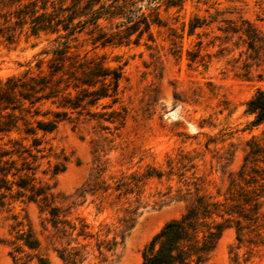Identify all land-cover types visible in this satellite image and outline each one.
<instances>
[{"label":"rangeland","instance_id":"rangeland-1","mask_svg":"<svg viewBox=\"0 0 264 264\" xmlns=\"http://www.w3.org/2000/svg\"><path fill=\"white\" fill-rule=\"evenodd\" d=\"M15 6L0 5V78L13 76L16 84L0 93V164L7 172L0 189V264H15L11 254L27 262L25 246L13 249L29 226L49 264H63L53 249L57 241L45 238L41 225L53 205L93 225L115 223L123 204L113 201L112 194L102 201L89 193L77 196L79 189L95 186V180L112 183L120 174H135L136 179L149 166L162 171L160 178L132 185L140 195L139 214L112 261L140 264L143 245L196 194L221 199L234 190L229 189L231 179L243 185V178H258L251 179L257 176L251 170L264 163L250 152L258 150L264 157V120L250 124L252 115L244 108L264 86V0L161 4L163 25L152 23V39L144 34L137 45L92 48L88 35L80 34L72 48L75 63L88 66H62L70 72L63 74L69 84L77 87L69 85L53 99L44 98L47 89H38L36 82L47 70L50 54L42 50L51 45L48 35L30 34L27 23L5 20ZM196 20L200 25L188 34ZM94 63L116 68L121 77L115 94L91 104L81 89L101 82L87 86L79 80L97 78L90 75L98 67ZM75 94L83 97L75 109L52 102ZM56 118L52 130L41 128ZM258 182L264 188V180ZM260 211L264 226V198ZM244 236L237 246L234 229H225L204 264H234V254L237 264H264L263 230Z\"/></svg>","mask_w":264,"mask_h":264},{"label":"trees","instance_id":"trees-1","mask_svg":"<svg viewBox=\"0 0 264 264\" xmlns=\"http://www.w3.org/2000/svg\"><path fill=\"white\" fill-rule=\"evenodd\" d=\"M182 2L183 0H0V5L16 4L5 14V20L13 18V22L27 23L30 34L38 35L43 32L48 35L46 39H49L51 45L42 50L43 53L50 54L47 70L36 82L39 84L38 89H47L43 97L53 99L62 90L70 86L77 87L75 82L69 84L66 78L70 72H66L62 66L73 65L77 61L72 48L75 50L78 46L80 34L88 35L92 48L137 45L144 34L146 39H152L149 31L152 23L163 25L159 12L161 4L165 8L181 7ZM200 23L197 20L191 23L187 33H192L193 28ZM75 66H88V62L78 61ZM91 66H98L90 73L97 78L80 79L79 83L93 86L97 81L101 82L97 88L81 89L83 96L89 95L87 102L93 104L102 97L116 93L121 72L116 68L108 70L100 67L103 66L100 63ZM64 73L68 74L64 76ZM107 77L109 83L106 85L103 82ZM12 79L13 76L6 77L4 81L0 78V93L16 86L11 82ZM20 95L29 99L21 92ZM82 99L77 94L73 97L64 95L52 102L75 109L81 105ZM244 109L252 115L250 124H259L264 120V86L258 87L246 100ZM56 121L57 118L52 125L41 128L50 131ZM250 154L256 156L255 160L264 163V157L258 150L251 151ZM251 171L257 175L252 174L251 179L258 177L264 180V167ZM6 173L0 164V189ZM242 173L243 168L238 170L240 177H243ZM134 175L120 174L112 183L95 180V186L88 187V190L81 188L77 192V196L83 197L89 193L99 201L112 194L113 201L123 204L122 213L117 216L115 223L100 220L93 225L80 214L71 217L66 212H61L57 205L48 208L41 222L42 230L47 231L45 238L57 241L58 244L53 249L63 264H112L116 250L122 245L139 214L140 195L139 192H133L132 185L150 177L160 178L162 171L149 166L139 174V178L135 179ZM258 178H243V185L231 179L229 189L233 187L234 190H229L221 199L196 194L178 217L165 221L143 245L140 264H204L225 229H234L237 246L244 242L245 233L264 232L260 220L263 216L260 203L264 198V188ZM3 195L0 190V204L3 203ZM108 203L111 204L110 201ZM96 208L100 209L98 206ZM18 238L22 242L13 250L21 251V247L25 246L27 262L19 261V257L11 254L15 264H49L42 242L30 226L27 228V236ZM237 257L234 254V264L238 263ZM91 260L93 261L90 263Z\"/></svg>","mask_w":264,"mask_h":264}]
</instances>
